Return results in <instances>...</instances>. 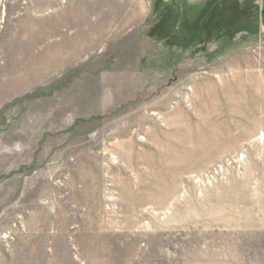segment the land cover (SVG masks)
Returning a JSON list of instances; mask_svg holds the SVG:
<instances>
[{
	"label": "rangeland",
	"instance_id": "374dc122",
	"mask_svg": "<svg viewBox=\"0 0 264 264\" xmlns=\"http://www.w3.org/2000/svg\"><path fill=\"white\" fill-rule=\"evenodd\" d=\"M177 1L0 0V264H264V0Z\"/></svg>",
	"mask_w": 264,
	"mask_h": 264
},
{
	"label": "crops",
	"instance_id": "0c3cea01",
	"mask_svg": "<svg viewBox=\"0 0 264 264\" xmlns=\"http://www.w3.org/2000/svg\"><path fill=\"white\" fill-rule=\"evenodd\" d=\"M193 1L202 2L203 4L200 3V4H202V5H199V3H197V4H194V3H193L194 6H191V7L188 5L187 8L190 9V11H198L199 8H205V7L207 6L206 0H204V1H203V0H193ZM177 2H178V1H177ZM207 2H208V1H207ZM178 3H181V4H180V7H183L182 5H183L185 2L183 3V0H179ZM190 3H191V2L189 1V4H190ZM205 4H206V5H205ZM203 10H204V9H203ZM203 10H201V11H203ZM205 10H206V9H205ZM196 19H197V17H196ZM171 42H172V41H171Z\"/></svg>",
	"mask_w": 264,
	"mask_h": 264
},
{
	"label": "flooded vegetation",
	"instance_id": "af4514ba",
	"mask_svg": "<svg viewBox=\"0 0 264 264\" xmlns=\"http://www.w3.org/2000/svg\"><path fill=\"white\" fill-rule=\"evenodd\" d=\"M215 1H217L216 3H218V2H223V1H225V0H210V1H208L207 2V7H206V10H205V12H204V14L202 15V18L204 17H206V15L208 14V13H210L212 10H214V9H212V10H210V6L215 2ZM221 3H219V5L221 4ZM197 21H198V19H197Z\"/></svg>",
	"mask_w": 264,
	"mask_h": 264
},
{
	"label": "bare ground",
	"instance_id": "6f19581e",
	"mask_svg": "<svg viewBox=\"0 0 264 264\" xmlns=\"http://www.w3.org/2000/svg\"><path fill=\"white\" fill-rule=\"evenodd\" d=\"M59 44V43H58ZM164 156V155H163ZM170 156H172V155H170ZM169 157V156H168ZM165 161V160H164ZM166 163V162H165ZM171 167V166H170ZM171 194V193H170ZM91 226V225H90ZM46 227V226H45ZM79 227V226H78ZM82 227V226H81ZM95 227H96V225H95ZM86 229H90V227L89 228H86ZM80 230V229H79ZM84 230V229H83ZM92 230V229H91ZM94 230V229H93ZM74 237V236H73ZM76 238V237H75ZM89 245V244H88ZM84 247V246H83ZM93 251V250H92ZM98 256V255H97ZM94 258V257H93Z\"/></svg>",
	"mask_w": 264,
	"mask_h": 264
}]
</instances>
